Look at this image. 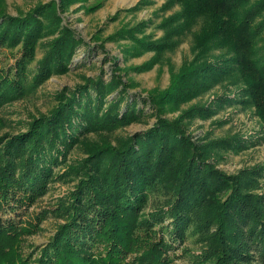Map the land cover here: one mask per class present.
Instances as JSON below:
<instances>
[{"label":"trees","instance_id":"obj_1","mask_svg":"<svg viewBox=\"0 0 264 264\" xmlns=\"http://www.w3.org/2000/svg\"><path fill=\"white\" fill-rule=\"evenodd\" d=\"M80 1L53 0L19 16L0 12L2 45L21 44L30 56L41 38L52 37L32 80L26 79L23 54L9 71L12 76L0 73V103L19 99L18 89L34 81L70 71L83 41L63 24L62 14ZM178 1L185 13L194 11L213 23L211 34L221 36L233 54L228 57L240 70L247 99L254 105L264 95V0ZM137 33L143 34L122 32L108 41L131 40L138 46L142 38ZM139 47L160 49L145 42ZM195 64L194 59L185 63L165 97L131 95L119 73L107 80L101 74L86 77L72 89L57 91L55 106L20 132L0 134V246L7 250L11 236L20 231L5 214L40 200L52 184L72 181V190L55 200L52 213L40 212L42 218L51 215L62 223L39 250V264H131L125 260L150 195L163 197L151 218L167 221L162 230L173 241L193 235L200 262L264 264V194L250 190L242 175H227L206 160L209 151L234 149L244 141L233 136L195 143L178 121L162 116L166 101L177 105L203 90L204 72L210 67ZM201 114L203 109L193 108L183 115ZM151 119L147 129L116 135L90 150L73 171L66 170L69 152L87 134L110 130L108 125L148 124ZM160 239L155 245L166 248L168 240ZM149 264L165 263L155 259Z\"/></svg>","mask_w":264,"mask_h":264},{"label":"rangeland","instance_id":"obj_2","mask_svg":"<svg viewBox=\"0 0 264 264\" xmlns=\"http://www.w3.org/2000/svg\"><path fill=\"white\" fill-rule=\"evenodd\" d=\"M52 1L0 0V12L19 16L30 12L37 4ZM62 19L63 24L83 41L76 50L70 71L52 75L40 83L34 81L29 88L18 89L17 92L21 91L19 99L1 102L0 134L20 132L24 124L47 114L55 106L57 91L72 89L82 79L95 78L98 74L107 80L113 72L119 73L130 94L139 98H151L157 94L165 97L164 92L185 63L194 59L196 67H210L204 72L203 90L177 105L166 101L167 111L162 116L169 121H178L182 131L195 143L233 136L241 138L244 142L239 147H217L206 153V160L227 175H242L250 190L264 194V95L256 99L254 105L247 99V85L241 79L240 70L228 57L233 54L221 36L211 34L214 26L206 16H197L194 11L185 13L178 0H81L64 12ZM132 31L143 32L136 34L138 39L142 38L138 46H133L131 40L108 41L114 34ZM51 38H41L30 56L21 44L0 43V73L10 74L15 61L23 54L26 79L32 80ZM142 42L152 43L160 49L143 50L139 47ZM193 108L203 109V114L192 118L183 115ZM153 122L151 119L148 124H132L124 128L108 125L110 130L87 134L69 152L66 170L73 171L90 150L112 141L116 135L143 131ZM72 185V181L52 184L40 200L29 202L27 206L20 205L15 212L4 215L15 220L14 226L20 231L11 236L7 250L0 243V264H39V250L62 223L51 215L42 218L40 212L52 213L57 206L55 200L67 195ZM162 201L161 195L158 198L149 196L144 210L138 215L140 225L135 229L133 243L130 241L129 251L132 253L125 261L149 264L157 259L165 264H206L197 257L200 250L194 246L193 235L187 233L184 240L173 241L167 230H162L167 221L162 224L151 218L154 205ZM164 236L168 245L161 249L154 242ZM98 252H102V248Z\"/></svg>","mask_w":264,"mask_h":264}]
</instances>
